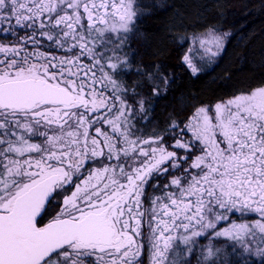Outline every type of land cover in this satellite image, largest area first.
Instances as JSON below:
<instances>
[{
	"label": "snow or ice",
	"instance_id": "snow-or-ice-1",
	"mask_svg": "<svg viewBox=\"0 0 264 264\" xmlns=\"http://www.w3.org/2000/svg\"><path fill=\"white\" fill-rule=\"evenodd\" d=\"M157 7L0 0V264H264V81L157 129L180 77L133 46ZM228 22L172 29L188 78Z\"/></svg>",
	"mask_w": 264,
	"mask_h": 264
},
{
	"label": "trees",
	"instance_id": "trees-1",
	"mask_svg": "<svg viewBox=\"0 0 264 264\" xmlns=\"http://www.w3.org/2000/svg\"><path fill=\"white\" fill-rule=\"evenodd\" d=\"M157 7L141 23V35L133 42L145 63H160L174 69L180 79L173 93L159 100L154 120L157 129L185 105L209 103L219 97L264 81V13L262 0H153ZM228 17L226 27L244 25L221 62L199 77L180 71L171 37L181 26L199 28L208 21ZM195 97V100H191Z\"/></svg>",
	"mask_w": 264,
	"mask_h": 264
}]
</instances>
